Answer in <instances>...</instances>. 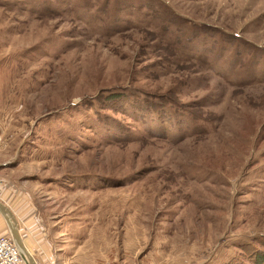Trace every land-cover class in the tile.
<instances>
[{
	"label": "rangeland",
	"instance_id": "374dc122",
	"mask_svg": "<svg viewBox=\"0 0 264 264\" xmlns=\"http://www.w3.org/2000/svg\"><path fill=\"white\" fill-rule=\"evenodd\" d=\"M0 182L70 264H259L264 0H0Z\"/></svg>",
	"mask_w": 264,
	"mask_h": 264
},
{
	"label": "crops",
	"instance_id": "0c3cea01",
	"mask_svg": "<svg viewBox=\"0 0 264 264\" xmlns=\"http://www.w3.org/2000/svg\"><path fill=\"white\" fill-rule=\"evenodd\" d=\"M23 196V195H21ZM30 194L21 199L19 207L12 201V194L5 193V203L17 220V226L21 237L37 264H70V261L58 258L59 253L55 250L48 238L45 229H41V221L31 203ZM2 229V227H4ZM7 232L6 225L0 226V233ZM59 249V248H58Z\"/></svg>",
	"mask_w": 264,
	"mask_h": 264
},
{
	"label": "water",
	"instance_id": "95a60500",
	"mask_svg": "<svg viewBox=\"0 0 264 264\" xmlns=\"http://www.w3.org/2000/svg\"><path fill=\"white\" fill-rule=\"evenodd\" d=\"M0 215L2 216L6 228L8 230L9 235L13 239V241L18 246L20 253L22 255V258L24 259L26 264H37L31 253L28 251L21 234L19 232L18 226H17V220L15 216L13 215L10 208L0 201Z\"/></svg>",
	"mask_w": 264,
	"mask_h": 264
},
{
	"label": "built area",
	"instance_id": "2783aa9c",
	"mask_svg": "<svg viewBox=\"0 0 264 264\" xmlns=\"http://www.w3.org/2000/svg\"><path fill=\"white\" fill-rule=\"evenodd\" d=\"M0 264H26L18 246L8 234H0Z\"/></svg>",
	"mask_w": 264,
	"mask_h": 264
},
{
	"label": "trees",
	"instance_id": "16d2710c",
	"mask_svg": "<svg viewBox=\"0 0 264 264\" xmlns=\"http://www.w3.org/2000/svg\"><path fill=\"white\" fill-rule=\"evenodd\" d=\"M256 261H258L259 264L264 263V255H262L261 253H259L258 256H257V260Z\"/></svg>",
	"mask_w": 264,
	"mask_h": 264
}]
</instances>
